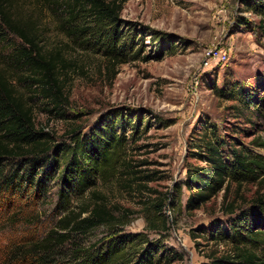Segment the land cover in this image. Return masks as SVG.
Listing matches in <instances>:
<instances>
[{
  "label": "rangeland",
  "instance_id": "rangeland-1",
  "mask_svg": "<svg viewBox=\"0 0 264 264\" xmlns=\"http://www.w3.org/2000/svg\"><path fill=\"white\" fill-rule=\"evenodd\" d=\"M245 2L128 0L122 6L121 28L138 32L144 46L139 59L116 66L72 42L53 15L62 11L46 0H13L16 17L34 28L47 57L57 58L59 102L54 100L57 95L46 96V87L35 81L36 76L11 64L12 46L0 45V72L11 81L36 130L47 133L51 146H56L68 143L73 129L89 135L118 110L125 119L119 132L128 142L116 171L84 196L71 197L66 211L57 195V179L47 181L46 193L36 200L17 198L14 209H7L1 199L0 258L24 239L42 240L62 231L59 226L70 210L75 211V220L86 218L83 208L95 203L127 216L130 224L124 233L163 240L170 264H204L209 256L232 253L230 243L213 237L219 227L228 228L232 216L226 206L249 207L264 195V181L233 185L230 192L193 210L187 207L192 195L187 183L191 170L209 166L205 149L198 145L211 130L214 135L208 139L227 143L222 148L225 157L234 144L264 154L255 145L257 138L264 139L262 17ZM151 30L158 40L150 36ZM9 40L14 46L20 43L13 35ZM160 48L168 49L158 59ZM216 51L221 58L213 57ZM232 85L252 93L260 114L218 93ZM6 164V172L16 166L12 161ZM162 200L164 210L157 218L152 206ZM110 236L109 227L100 226L75 233L73 243L89 247Z\"/></svg>",
  "mask_w": 264,
  "mask_h": 264
},
{
  "label": "trees",
  "instance_id": "trees-1",
  "mask_svg": "<svg viewBox=\"0 0 264 264\" xmlns=\"http://www.w3.org/2000/svg\"><path fill=\"white\" fill-rule=\"evenodd\" d=\"M46 1L62 11L53 14L59 19L60 29L83 50L98 53L116 66L139 59L144 39L133 29L121 28L122 6L128 0ZM245 5L262 17L259 29L264 35V0H246ZM155 33L152 31L150 36L158 40ZM9 35L18 38L20 43L11 45ZM0 45L12 46L8 58L11 64L36 76L35 81L46 87V96L57 95L54 100L61 101L57 58L47 57L34 28L16 17L13 0H0ZM167 49L158 50V59ZM13 87L0 72V200L7 209H14L17 198L31 196L36 200L46 193L47 181L57 179V195L66 211L71 197L84 196L122 163L128 139L119 131L124 130L125 119L116 110L89 135L83 134L80 128L73 129L68 143L51 146L48 134L36 130L29 110L16 97ZM218 93L237 99L260 114L252 93L236 85ZM207 135H214V131L206 133L207 140H202L203 144L198 147L205 149L209 166L191 170L189 174L187 186L192 191L187 203L189 210L223 191L230 192L233 185L241 187L264 181V154L244 146L237 148L234 144L225 157L222 148L227 143L218 138L208 139ZM255 145L264 150V139L257 138ZM11 161L16 166L6 172L5 165ZM152 208L157 218L162 217L164 200L153 204ZM226 212L232 216L227 230L219 227L213 237L230 243L232 253L209 256L210 261L204 264H264V195L257 196L245 209L235 208L234 204L226 206ZM69 213L59 226L62 231L51 232L42 240L24 239L14 244L0 258V264L171 263V260L166 261L167 246L163 240H150L143 233H124L123 228L130 224L127 216L116 215L104 203L84 207L81 213L88 216L82 220L74 219L75 211ZM100 226H108L111 236L89 247L73 243L75 233H87Z\"/></svg>",
  "mask_w": 264,
  "mask_h": 264
},
{
  "label": "built area",
  "instance_id": "built-area-1",
  "mask_svg": "<svg viewBox=\"0 0 264 264\" xmlns=\"http://www.w3.org/2000/svg\"><path fill=\"white\" fill-rule=\"evenodd\" d=\"M213 57L215 58H221L222 57V53L219 51H216L214 54H213Z\"/></svg>",
  "mask_w": 264,
  "mask_h": 264
}]
</instances>
